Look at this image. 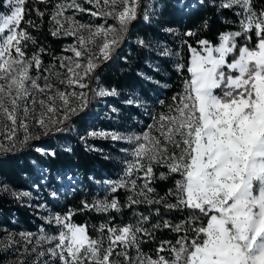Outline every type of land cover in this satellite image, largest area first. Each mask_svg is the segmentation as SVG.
Returning <instances> with one entry per match:
<instances>
[{"label": "snow or ice", "instance_id": "obj_1", "mask_svg": "<svg viewBox=\"0 0 264 264\" xmlns=\"http://www.w3.org/2000/svg\"><path fill=\"white\" fill-rule=\"evenodd\" d=\"M101 100L109 128H79ZM68 132L116 178L62 164L75 151L52 141ZM12 158L29 190L0 173V201L41 226L0 220V264H264V0H0Z\"/></svg>", "mask_w": 264, "mask_h": 264}, {"label": "trees", "instance_id": "obj_2", "mask_svg": "<svg viewBox=\"0 0 264 264\" xmlns=\"http://www.w3.org/2000/svg\"><path fill=\"white\" fill-rule=\"evenodd\" d=\"M147 30L148 29L143 24L136 25L130 38L129 44L135 40V36L137 33H143ZM40 38L44 39V29L41 30ZM45 43H50L54 49L59 51L65 41H54L51 40V38H48L47 40H45ZM127 51H129V46L125 45L124 52ZM111 67L112 66L110 65L109 68L104 70L105 75L102 78L106 83L115 82V73L111 71ZM167 94L171 95V92H168ZM105 105V101L103 100L94 103L89 110V117H87L85 120L79 121L77 123V126L81 129H84L87 125L95 124L98 122H103L106 124L108 119H105L100 115ZM52 143L58 146L63 145L64 147L71 146L74 149L75 155L71 156L70 158H66L64 161H61V163H67L68 165H70L73 171L77 173L79 178L82 179L86 174L91 176L94 173L96 175V178H102L103 176H114L115 169L113 168V166L111 164H104L103 166H101L99 160H93V154L85 153L83 151V146L80 144L78 138L74 133L68 132L63 135H58L57 138L52 141ZM96 143L97 147H103L105 152L111 150L110 144L107 142L97 141ZM90 168L92 169V171H89ZM26 170H29L27 166V160H24L23 158L20 162H18L15 158L0 161V173H3L7 180L15 187L29 188L26 176L24 175ZM80 187H83L84 191L90 194L88 197L89 199H91L92 195H96L98 193V188L96 187H92L87 184ZM82 196L83 194L79 193V189H77V194H75V198H73L74 193L71 190H68L67 201H62V204H67L69 206L74 205L80 198H82ZM16 207V205L8 203L7 200L0 201V220L7 217L9 218L10 222L11 219L14 218L18 220V225L22 224L26 228H33L36 225L35 219L25 217L21 212H17ZM7 209H12V213H8ZM56 210L62 211L64 209L57 208ZM74 221L80 223L88 222L90 224H98L99 222H101V218L96 214H84L74 217ZM145 250L147 251L148 249L146 248Z\"/></svg>", "mask_w": 264, "mask_h": 264}, {"label": "rangeland", "instance_id": "obj_3", "mask_svg": "<svg viewBox=\"0 0 264 264\" xmlns=\"http://www.w3.org/2000/svg\"><path fill=\"white\" fill-rule=\"evenodd\" d=\"M87 7V6H86ZM81 18L84 20V21H87L89 19H92L94 20L95 22L97 23H101L103 21L101 20H97L96 18H90L88 15L86 14H81ZM112 21L109 20V23H111ZM107 112H108V109L105 105V107L102 109L100 115L101 117L105 118V119H108V116H107ZM110 121L108 119L107 123H103V122H98V123H95V124H90V125H87L86 127H89V128H95V129H108L109 126H110ZM116 170H115V174L114 176H103L104 179H115L116 178ZM96 179H100V178H96ZM15 187V186H14ZM21 188V187H20ZM23 190H29V188H21ZM36 221V225L33 227V228H26L25 226H23L22 224L21 225H17L16 226V231H20V230H27V231H32V232H36L37 229L41 226V221L39 219H35ZM76 222V221H74ZM76 223H80V222H76Z\"/></svg>", "mask_w": 264, "mask_h": 264}]
</instances>
